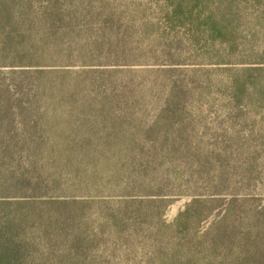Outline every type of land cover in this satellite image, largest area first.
<instances>
[{
	"label": "rangeland",
	"instance_id": "rangeland-1",
	"mask_svg": "<svg viewBox=\"0 0 264 264\" xmlns=\"http://www.w3.org/2000/svg\"><path fill=\"white\" fill-rule=\"evenodd\" d=\"M184 1L196 5L193 30L172 20L178 0H74L93 20L72 47L91 60L62 65L89 72L92 80L79 96L24 98L30 115L17 114L15 126L22 130L26 120L46 139L1 145L0 164L65 171L62 187L51 193L100 196L84 225L99 240L72 259L60 257L71 256L70 245L57 243L62 253L44 245L41 251L56 254L42 251L28 264H231V257L257 248L254 213L264 206V0ZM230 4L235 11H227ZM209 12L238 21L233 51L207 34L202 20ZM79 167L86 172L81 181L70 172ZM129 191L154 203L116 236L115 228L99 225L108 215L103 204L116 205ZM231 198L238 199L228 214ZM195 201L204 207L193 206L189 228L179 229ZM225 216L229 227L246 221L253 238L211 250L209 232Z\"/></svg>",
	"mask_w": 264,
	"mask_h": 264
},
{
	"label": "trees",
	"instance_id": "trees-1",
	"mask_svg": "<svg viewBox=\"0 0 264 264\" xmlns=\"http://www.w3.org/2000/svg\"><path fill=\"white\" fill-rule=\"evenodd\" d=\"M178 1L172 6V20L187 24L192 30L197 28L199 16L194 14L196 5L191 1L185 4L184 0ZM235 7L230 4L227 11H235ZM86 10L84 4L75 3L74 0H0V146L9 148L10 144H40L46 139V133L40 128H26V120L22 123L25 126L22 130L15 126L17 114L21 117L30 115V111L23 107L24 98L56 100L84 93L85 81L92 80L91 74L85 71L71 72L67 67L72 65L62 64H70L75 58L82 60L83 64L91 60L83 57L82 49L75 53L72 47L82 37L79 35L80 29L88 27L87 21L93 20L89 19ZM202 22L207 27L209 37L221 40L229 52L234 50L237 20L227 16L216 18L213 12H209ZM81 171H84L81 167L70 170L79 181L86 173ZM47 172L45 166L38 167L37 164L26 167L0 164V264H28L29 256L35 262L42 256V251L55 255V251H41V248L49 245L50 249L57 243L70 245L66 250H72L71 256L65 251L60 257L72 259L74 252H86L88 246L98 242L99 236L84 225L87 211L102 204L98 199L100 196L77 198L55 195L51 192L62 187V174L66 172H60V176L56 171L52 175ZM134 193L127 192L124 195L126 198L116 204L124 207L123 210H115L116 205L105 202L103 206L108 215L101 221L100 227L115 228L111 230L112 234L122 236L126 231L123 229L136 224L134 215L138 216L146 205L154 201L148 199V195L133 198ZM236 199L231 198L227 202L226 213L229 214L236 205ZM200 203L195 201L191 208L181 214L179 229L183 226L189 228L191 213L198 210L193 206H201ZM263 217L264 206H261L256 209L253 220L257 230L259 224L254 240L259 246L255 244L256 249L248 248L244 255L231 257L228 259L231 264H264V257L260 258V247L264 244L260 238L261 230H264ZM226 219L225 216L217 221L209 232L212 236L211 250L214 247L226 250L235 241L241 247L244 239L253 238L245 229L248 225L246 221H235L229 227L225 225ZM260 219L263 221L260 222ZM242 231L245 233L240 238L238 232ZM124 238L129 239L130 236ZM57 249L62 253L58 246Z\"/></svg>",
	"mask_w": 264,
	"mask_h": 264
}]
</instances>
